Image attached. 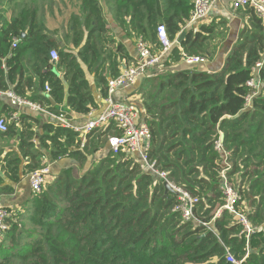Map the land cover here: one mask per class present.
I'll return each instance as SVG.
<instances>
[{
    "label": "trees",
    "instance_id": "1",
    "mask_svg": "<svg viewBox=\"0 0 264 264\" xmlns=\"http://www.w3.org/2000/svg\"><path fill=\"white\" fill-rule=\"evenodd\" d=\"M104 1L123 30L142 36L155 49L161 48L157 27L163 25L169 40L175 41L189 23L194 3ZM12 5L8 20L0 16V92L12 91L63 117L64 113L49 107V99L43 96L46 89L51 101L66 105L76 115L97 110L82 67L95 72L98 83L105 86L102 98L106 99L108 80L121 73L119 63L128 59L123 46L111 40L100 0H80V14L68 22V40L77 55L61 50L56 62L50 52L57 51L59 43L45 26L42 0H0V10ZM245 14L248 23L220 71L166 72L145 79L138 91L151 132L149 161L175 187L198 200L195 217L212 220L213 231L196 221L185 222L173 212L176 195L165 198L162 183L141 168L138 158L122 153L115 159L108 153L80 179L67 170L63 178L32 193L29 205L15 211L4 208L8 217L0 231V264H231L226 250L238 264H264V21L250 10ZM221 25L188 31L179 45L182 53L205 56V41L213 39L224 28ZM179 58L175 46L169 59L176 63ZM25 59L27 69L22 64ZM255 78L262 88L247 104L251 93L247 83ZM44 131V148L53 162L68 157L84 165L103 147V141H87L79 151L78 134L59 123L45 125ZM3 135H15L13 124ZM29 139L30 135L20 134L18 149L31 162L21 171L19 158L6 162L4 175L11 183L46 168L30 150ZM218 141L222 151L215 148ZM223 153L230 167L228 183L237 177L238 206L248 212L254 229L249 237L221 210ZM3 184L0 176V197L12 193ZM217 212L220 216L214 218Z\"/></svg>",
    "mask_w": 264,
    "mask_h": 264
},
{
    "label": "crops",
    "instance_id": "2",
    "mask_svg": "<svg viewBox=\"0 0 264 264\" xmlns=\"http://www.w3.org/2000/svg\"><path fill=\"white\" fill-rule=\"evenodd\" d=\"M104 6L101 3L111 40L115 41L116 46L117 44H121L125 49L126 54H128V59L125 58L119 63V68L122 71L125 68L134 66L138 62L139 52L137 50V44L139 40H143V38L136 33L123 30L116 22L112 9L107 7L105 4ZM248 10L252 11L247 7L236 8L232 0H220L212 6L207 18L202 23L186 25V27L183 29L186 32L190 30L197 31L201 25L213 24L217 26L218 24H223L221 26L224 27L222 30L215 32L213 39L205 41L204 47L207 49V51L204 57H206L207 60L204 65L197 66L201 71L211 74L221 70L226 56L238 40L240 31L242 30L243 26L248 23V16L245 14V12ZM68 22L69 19L67 21L66 27H63L62 30L58 28L51 29L47 22L45 26L50 33L56 34L55 38L59 43V49L56 52L68 50V52L77 55V50L72 47L68 40L70 36ZM220 32H223V34L218 35ZM147 45L153 55L160 54L161 48L155 49L149 43H147ZM175 46L180 51V58L176 63L169 59L171 51L173 48H175ZM172 49L169 54L163 56L161 63L157 65V67L154 66L148 68L144 78L138 80L128 89L116 91L110 98L111 103L114 105L132 104L137 110V121L145 122L146 115L142 104L143 100L141 94L138 92L144 80L155 77L153 76V73L156 74L158 71H163L164 74L166 72L171 74L176 71L187 70L181 61V57L184 55V53H182L180 46H177L175 43ZM22 64L25 65L26 69L29 67V65H27L26 59L22 61ZM82 70L84 72L85 79L88 82L89 90L98 104V109L91 111L85 116H82L72 113L71 110L66 107V105L57 106L55 104L52 106L49 103L50 108H57L59 112L65 114V118L68 116L66 119L69 120L73 126H80L86 122L87 119L97 117L108 106L107 98H102V91L104 90L105 86L98 83L95 72H89L85 66L82 67ZM58 76L62 77L63 74L59 72ZM104 76L107 79L109 78L107 65ZM25 78L26 74L23 80H25ZM33 82L34 88H37L38 80L34 79ZM67 87V84H65V90H67ZM0 94H2V92H0ZM46 95L47 93H43V96ZM52 115L54 114H51L49 111H47L45 107H43L42 111H38L26 106H12L10 100L6 96L0 95V119L5 120L7 126L13 124L15 133V135L9 137L3 135V133L0 132V176L3 178V185H8L12 188V193L0 197V203L7 210L15 211L17 209H22L25 205L30 204V200L32 198V191L29 184V175L20 177L18 183H11L4 175V171H7L5 169L6 162L13 156L19 158L21 161L19 165L20 171L25 165L31 162L29 158H24L21 151L18 149L20 134L24 133L25 136H31L29 142L33 144V149L30 150L34 152L36 157L39 156V158H36V160L38 159L39 162L44 164L49 170L45 179L46 183L44 187L49 186L55 183L58 179L63 178L65 176L64 172L67 170L70 171L71 177L74 179H80L83 174L88 172L89 168L93 164L101 161L108 155V153H110L107 139L109 136L115 134V130L113 129L112 125L94 130L88 135H78V140L81 143L78 147L79 151H81V147L87 141L94 142L95 137H98L96 138L98 143L103 141V147L96 151L93 155L88 156L84 165H81L79 160L68 157L53 162L49 152L44 148V144L46 143L45 139L47 136V133L44 131V126L58 123ZM135 157L138 158L137 156Z\"/></svg>",
    "mask_w": 264,
    "mask_h": 264
},
{
    "label": "built area",
    "instance_id": "3",
    "mask_svg": "<svg viewBox=\"0 0 264 264\" xmlns=\"http://www.w3.org/2000/svg\"><path fill=\"white\" fill-rule=\"evenodd\" d=\"M220 0H194L193 10L191 18L188 24L202 23L208 16L212 6ZM234 6L250 8L255 15L264 21V0H232ZM156 38L161 46L160 54L153 55L150 51L147 43L140 39L137 44V50L139 52V60L134 66H130L121 71V73L107 82V108L95 118H89L80 126H73L69 120L63 116L52 115L53 118L64 128L72 130L78 135H88L94 130L105 128L112 125L113 129L117 132L108 137L109 151L113 156H117L122 153L128 155L137 156L141 168L152 174L159 182L168 183L176 192L177 205L174 206L173 212L180 215L181 219L185 222L196 221L199 226L213 231L211 222H204L196 219L195 207L198 203L196 198H192L185 191L175 187L168 179L166 173L159 171L154 163H151L148 159V150L151 141V132L145 122H139L138 114L135 106L132 104L114 105L111 103L110 98L116 92L124 89H128L133 86L138 80L144 78L148 68L157 66L161 63L163 56L169 54L176 40L171 42L167 36L166 30L163 25H159L156 30ZM16 43V41H15ZM15 43L12 47L15 46ZM50 58L56 62L58 60V54L56 51L50 52ZM206 57L204 56H189L182 55L181 61L187 70H191L197 66L204 65L206 63ZM264 61V59H263ZM263 61L256 65L257 68H261ZM247 87L251 89V93L247 96V104L251 99L258 95L262 85L259 80L251 79L247 83ZM48 93V89H46ZM0 95L6 96L12 106H26L33 110L42 111L43 109L32 104L24 99L16 97L12 92H4ZM7 131V125L5 120L0 119V132ZM215 148L221 150V142L218 141L215 144ZM223 166L225 169L221 171V191L223 195V206L221 210L231 215L235 222L240 225L241 231L246 237H249L254 229L248 221V212L243 208H240V196L235 191L230 183H228L226 173L230 167L226 162V154L223 153ZM49 170L46 168L36 170L29 175V184L32 193H39L46 183V176ZM220 216V212L215 214L214 218ZM8 217V214L2 204L0 203V231L4 229V221ZM226 260L231 264H238L231 254L226 250Z\"/></svg>",
    "mask_w": 264,
    "mask_h": 264
},
{
    "label": "rangeland",
    "instance_id": "4",
    "mask_svg": "<svg viewBox=\"0 0 264 264\" xmlns=\"http://www.w3.org/2000/svg\"><path fill=\"white\" fill-rule=\"evenodd\" d=\"M42 2L44 3L46 8V22L49 24L51 29L58 28L62 30L63 27H66L67 21L68 19H70L71 16L73 15L77 16L80 14V5H79L80 0H42ZM100 2L104 6L105 1L100 0ZM13 8H14L13 5L10 7H4V9L0 10V16H4V18L8 20L11 15L10 12L11 10H13ZM219 30H222V28H220ZM163 75H164L163 71L160 72L158 71V73L156 72V74L153 73V76H155V78L158 77L160 78ZM248 108H250V106ZM96 138L98 137L94 138L95 139L94 143L98 142L96 141ZM113 157H115V159H119L121 158V154ZM231 185L233 189L237 191L238 189L237 177L232 179Z\"/></svg>",
    "mask_w": 264,
    "mask_h": 264
},
{
    "label": "water",
    "instance_id": "5",
    "mask_svg": "<svg viewBox=\"0 0 264 264\" xmlns=\"http://www.w3.org/2000/svg\"><path fill=\"white\" fill-rule=\"evenodd\" d=\"M187 32L186 31H181L180 34L177 37L176 40V45L179 46L182 42V40L184 39V37L186 36ZM46 97L49 99V102L52 106L55 105V103L53 101L50 100V98L48 97V95H46ZM163 189H164V197L166 198L168 194H172V195H176L175 190L172 188L171 185H169L168 183L164 182L162 183Z\"/></svg>",
    "mask_w": 264,
    "mask_h": 264
}]
</instances>
